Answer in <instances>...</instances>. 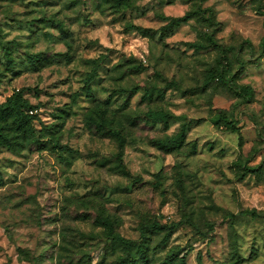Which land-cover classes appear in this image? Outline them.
Masks as SVG:
<instances>
[{
  "label": "clouds",
  "instance_id": "obj_1",
  "mask_svg": "<svg viewBox=\"0 0 264 264\" xmlns=\"http://www.w3.org/2000/svg\"><path fill=\"white\" fill-rule=\"evenodd\" d=\"M4 112L0 264H264V0H0Z\"/></svg>",
  "mask_w": 264,
  "mask_h": 264
},
{
  "label": "trees",
  "instance_id": "obj_2",
  "mask_svg": "<svg viewBox=\"0 0 264 264\" xmlns=\"http://www.w3.org/2000/svg\"><path fill=\"white\" fill-rule=\"evenodd\" d=\"M7 117V112L0 113V118H6Z\"/></svg>",
  "mask_w": 264,
  "mask_h": 264
},
{
  "label": "rangeland",
  "instance_id": "obj_3",
  "mask_svg": "<svg viewBox=\"0 0 264 264\" xmlns=\"http://www.w3.org/2000/svg\"><path fill=\"white\" fill-rule=\"evenodd\" d=\"M14 75H18V73H14Z\"/></svg>",
  "mask_w": 264,
  "mask_h": 264
}]
</instances>
